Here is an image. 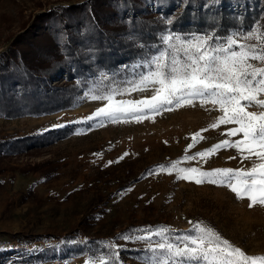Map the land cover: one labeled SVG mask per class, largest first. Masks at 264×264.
I'll use <instances>...</instances> for the list:
<instances>
[{
    "label": "rangeland",
    "instance_id": "obj_1",
    "mask_svg": "<svg viewBox=\"0 0 264 264\" xmlns=\"http://www.w3.org/2000/svg\"><path fill=\"white\" fill-rule=\"evenodd\" d=\"M78 1L0 0V50L15 35L25 32L23 29L36 14ZM169 34L182 39L193 35L166 31L162 38ZM238 34L230 36L239 40ZM246 43L258 42L252 39ZM221 44L227 46L225 41L214 45ZM166 48L164 43L159 51ZM238 50L236 46L231 49ZM248 63L264 68V61ZM130 82L139 83V79H129L125 86H111L104 95L111 93L116 101H139L154 94V87L126 91L132 87ZM93 95L97 94L85 92L74 108L55 114L0 117V138L77 125L67 134L48 138L45 146L1 158L0 252L8 255L3 264H95L94 258L108 253L107 245L113 243L119 246L115 249L119 252L117 264H145V250L163 237L125 241L119 236H143L145 232L134 230L161 228L173 238L195 235L193 230L198 223L213 228L248 255H264V206L249 208L247 199L237 200L226 186L179 178L195 175L182 173L181 169H250L258 162L255 156L243 159L236 148H221L203 158L196 155L226 139L236 141L242 136L228 137L227 131L237 127L233 123L209 127L223 115L219 106L194 101L193 105L148 114L140 121L127 115L115 122L88 120L107 103L92 99ZM258 99L264 100V94ZM247 111L259 113L264 108L253 104ZM193 156L194 159H187ZM88 239L99 241V255L84 252L62 258L58 254L59 246ZM51 246L55 253L30 261Z\"/></svg>",
    "mask_w": 264,
    "mask_h": 264
},
{
    "label": "trees",
    "instance_id": "obj_2",
    "mask_svg": "<svg viewBox=\"0 0 264 264\" xmlns=\"http://www.w3.org/2000/svg\"><path fill=\"white\" fill-rule=\"evenodd\" d=\"M253 26L264 27V0H80L54 6L0 50V117L59 113L74 108L85 92L104 95L111 86L138 80L146 71L143 61L163 48L166 31L209 34L216 44ZM75 128L0 138V160ZM98 243L88 239L57 251L62 258L97 256ZM52 253L51 246L30 261ZM7 256L0 252V264Z\"/></svg>",
    "mask_w": 264,
    "mask_h": 264
},
{
    "label": "snow or ice",
    "instance_id": "obj_3",
    "mask_svg": "<svg viewBox=\"0 0 264 264\" xmlns=\"http://www.w3.org/2000/svg\"><path fill=\"white\" fill-rule=\"evenodd\" d=\"M238 35L239 40L245 43L228 36L226 47L223 44H212L214 37L209 34H193L187 39L173 34L163 37L167 48L143 61V66L149 70L140 76L139 83L130 82L132 87L126 90L144 91L154 87V94L139 101H116L111 93L93 95L92 99L105 100L107 103L87 119H109L115 122L121 115H127L140 121L148 118V114L193 105L194 101H199L201 105L211 103L219 106L223 115L209 127L217 128L221 124L233 123L237 127L227 131L228 137L242 136L236 141L226 139L196 155L203 158L221 148H236L243 159L255 156L258 162L250 169L225 168L210 172L197 168L181 169L182 173L195 175H181L179 178H191L197 184L208 182L226 186L236 195L237 200L247 199L248 207L252 208L256 205L264 206V111L249 112L247 108L253 104L264 108V100L258 99L264 94V68H255L248 61H264V27L258 29L253 26ZM252 39L258 43H246ZM174 40L176 43H173ZM233 46L239 50L231 51ZM101 75L106 78L105 74ZM118 94L122 95L123 92ZM193 140L195 142L196 137ZM192 146L190 144L188 147ZM134 231H143L146 235L124 234L118 238L125 241H151L153 236L163 237L162 241L153 242L154 246L149 244L145 250V264H264V255L246 254L202 223H198L193 230L195 235L175 238L165 235L168 231L165 228ZM107 247L109 252L95 257V264H117L119 252L115 249L119 246L113 243ZM86 264L89 262L86 261Z\"/></svg>",
    "mask_w": 264,
    "mask_h": 264
}]
</instances>
